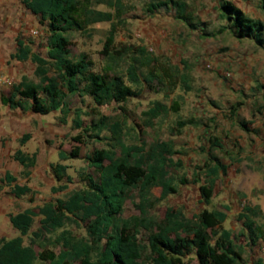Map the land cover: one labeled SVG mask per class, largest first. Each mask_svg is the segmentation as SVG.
<instances>
[{"label": "trees", "instance_id": "1", "mask_svg": "<svg viewBox=\"0 0 264 264\" xmlns=\"http://www.w3.org/2000/svg\"><path fill=\"white\" fill-rule=\"evenodd\" d=\"M259 1L264 4V0ZM22 2L48 34L46 54L35 53L28 42L16 39V50L10 59L30 61L38 82L22 76L6 93H0L2 105L11 109H28L41 116L59 111L64 123L71 96L88 97L100 107L112 103L123 105L131 99H138L146 87L155 93L172 92L176 87L183 92L191 91L185 62L180 67L167 58L153 55L143 45L115 41L118 25L125 22L122 0ZM99 5L110 11L96 9L95 6ZM161 8L173 10L175 19L192 28L183 0H153L146 4L145 12L154 15ZM219 14L226 24L218 29V33L227 31L238 39L251 38L259 45L264 44V26L259 22L244 16L228 2L221 4ZM98 23H108L109 29L100 51L105 63L100 71H94L93 62L85 54L72 57L68 47L72 33L85 32ZM178 111L176 101L170 106L154 101L143 115L147 125L151 126L153 121L166 117L169 112ZM75 115V128L83 131L80 110ZM239 124L246 129V123ZM189 125L196 126L197 123L192 119L176 122L178 131ZM88 130L98 138L101 132L107 131L113 142L109 149H96L86 157L88 165L98 175L97 180L88 177L87 186L72 191L65 199L9 214V223L18 236L0 238V264H185V259L190 256L197 264H243L245 248L264 243V212L258 206H243L236 215V220L242 223L239 236L244 237V244L236 242L232 231L223 227L230 212L227 205L220 209L206 208L216 181L227 172V165L218 157L210 153L199 172H193L192 182L198 184L203 177L199 194L205 207L190 217L181 209L167 207L158 218L149 215V210L156 202L177 194L179 186L188 182L185 177L177 179L172 174L174 168H182L180 160L172 159L179 154L173 142L157 140L147 147L126 145L122 141L123 124L110 122L105 116ZM81 135L74 140H80ZM29 139V134L23 135L19 146ZM207 142L211 150L223 149L216 137L209 136ZM78 155V147L70 153L58 152L60 162L49 166L57 184L51 188L53 192L67 189L72 177L67 174L68 166L62 162ZM13 159L22 167V178L28 179L36 165V153L29 155L17 149ZM16 181L9 173L5 174L4 182L11 187V195L21 198L32 193L27 185H19ZM155 189L160 190L158 198L153 196ZM133 193L138 199L134 206L139 215L117 218L123 212L124 202ZM36 217L40 218V226L34 233L31 230ZM73 224H81L86 236L74 234L69 229ZM140 231L146 233L144 245L138 239ZM45 233L55 234L47 240L51 248L44 247L37 252L34 245L41 237L45 238ZM30 234V241L25 244L24 237ZM57 247L59 251L56 253L54 249Z\"/></svg>", "mask_w": 264, "mask_h": 264}, {"label": "rangeland", "instance_id": "2", "mask_svg": "<svg viewBox=\"0 0 264 264\" xmlns=\"http://www.w3.org/2000/svg\"><path fill=\"white\" fill-rule=\"evenodd\" d=\"M151 1L153 0H122L125 6L122 18L125 22L118 25L115 41L143 45L153 55L162 59L167 58L172 64L180 67H183L181 63L185 62L186 72L191 79V91L183 92L180 87H176L172 92L155 93L146 87L138 99H131L123 105L112 103L100 107L95 106L88 97L71 96L68 98L69 110L64 123L60 120L59 111L45 116L35 114L29 119L34 129V139L24 145L26 150L35 151L37 154V162L32 169L31 177L25 181L14 168L11 160L3 158L0 162L1 225V221L7 220L9 214L36 208L57 199H65L72 191L87 186L88 177L97 180L98 175L88 165L86 157L96 149H109L113 145L110 133L107 131L101 132L98 138L93 131L88 130L98 123L102 116L108 117L110 122L119 121L123 124L122 141L126 145L147 147L157 140L172 141L175 150L179 153L172 159L180 160L182 168H174L172 174L177 179L185 177L188 182L179 186L177 194L156 202L149 210V215L160 218L167 207H173L181 209L187 217H190L205 207L201 203L199 194V185L204 184L203 177L198 184L192 181L193 172H199L210 153L221 159L228 169L226 174L221 175L216 181L212 199L206 208L220 209L223 205L230 208L223 227L232 231L234 240L243 243L239 236L242 226L236 220V215L243 206H258L264 212V49L255 47L253 41V43L246 40L240 42L228 32H217L225 25L219 14L222 3L229 2L246 15L256 19L260 16L264 17V5L261 6L257 0H183L186 3L185 13L192 25L191 28L175 19L174 11L171 9L161 8L154 15H148L145 7ZM10 3L20 6V23L17 25L20 30L13 42L17 38L22 39L30 44L33 52L45 56L48 35L46 30L38 24L37 17L24 7L22 0ZM95 8L110 11L101 5ZM108 29V23H98L85 32L72 33L68 47L70 55L77 57L85 54L93 62L94 71H100L105 63L100 51ZM32 32H36V35ZM248 53L252 55L254 63L251 71H247L244 60ZM9 63L12 65L7 68H12V73L7 74L2 71L0 76L10 79L12 83H3L1 93H6L11 85L19 81L21 76L18 73L38 82L33 74L34 65L30 61L10 60ZM228 63L230 64L228 67L221 68ZM227 72L229 75L225 74ZM154 101H160L167 106L176 101L179 111L169 112L166 117L153 121L149 126L143 112ZM2 109L6 111L4 106ZM78 110L81 112L79 121L83 131L76 129L74 124L75 113ZM231 111H237V116L244 120L249 118L251 112H258V126L255 124L253 127L248 124L247 132L239 129L230 114ZM29 113L30 110L21 109L22 117H29ZM188 119H192L197 125H189L178 131L176 122ZM224 130L226 131L224 149L211 150L207 138L216 135L221 140ZM254 131L257 133L254 134ZM79 134H82L81 139L74 140ZM75 147L79 148L78 157L62 162L68 166L67 174L72 177V181L65 191L53 192L51 188L56 187L57 184L49 166L60 162L58 152L70 153ZM3 149L5 150L4 143L1 145V150ZM115 150L118 151V148L116 147ZM4 171H10L17 176V183L27 184L32 193L21 198L11 195V187L3 182ZM159 195V189L153 190L155 198ZM137 202L138 199L133 193L132 197L124 202L123 212L117 218L138 216L139 212L134 206ZM39 220V217L35 218L31 230L34 233L39 229ZM69 229L79 237L86 236L81 224H73ZM54 235L45 233L43 235L45 238L41 237V240L34 245L35 250L39 252L44 247L49 248L47 240L52 239ZM31 236L30 234L24 237L25 244L29 243ZM138 239L144 245L146 233L140 231ZM262 248L264 243L254 248L258 256L264 255ZM58 251V247L54 249V252ZM252 251L251 248L248 253L245 251L242 254L243 264H248L250 257L255 255ZM252 262L256 263L255 260ZM185 264H197V262L190 256L185 259Z\"/></svg>", "mask_w": 264, "mask_h": 264}, {"label": "crops", "instance_id": "3", "mask_svg": "<svg viewBox=\"0 0 264 264\" xmlns=\"http://www.w3.org/2000/svg\"><path fill=\"white\" fill-rule=\"evenodd\" d=\"M11 1L15 2V0H0V73L2 71H4L7 74L12 73V68H7V66L12 65V63H9V61L11 60L10 55L13 54L16 50V41L13 42V40H14V37L17 36V34L19 33V30H20L19 26H17L20 23V17H19L20 6L18 4H11L10 3ZM257 1L259 2V4L261 6L264 5L259 0H257ZM235 8L238 9L237 7H235ZM238 10L240 12H242L240 9H238ZM242 14L244 16L254 20V21L259 22L262 26H264V17L260 16L258 19H256L255 17H250V16L246 15L244 12H242ZM225 24H226V22H225ZM231 36H233L235 39H237L240 42H243L244 40H246L247 42L253 41L254 43L253 42L252 43L256 45L255 47L260 48V49H264V44L259 45L251 38L238 39L237 37H235L232 34H231ZM229 56H231V54ZM244 60L246 61V64H247V68H248L247 71H249L251 69L252 65L254 64L252 61L253 60L252 55L250 53H248ZM229 65H230L229 63L225 64L224 66L222 65L221 68H223V67L225 68L226 66L228 67ZM260 67H261V65H260ZM18 74L21 77L25 76L24 74H21V73H18ZM225 74L229 75L228 72ZM21 77H20V79H21ZM20 79H19V81H20ZM5 80H7V78L4 79L0 76V89L3 87V83ZM2 91H3V89L0 90V93ZM2 106H4V105H2L0 102V162L3 160V158L11 160L14 168L18 170V174L20 175L22 172V167L13 159V154L17 149H20L29 155L35 153V151L30 152L29 150H26V147L24 148V145L27 142L32 141L34 139V132H33L34 129L31 126L29 119L34 117L35 114L33 112H31L28 114L29 117L25 118V117H22L20 108L11 109L9 106H4L6 109V111H4L2 109ZM12 110H14V111H12ZM17 110H19V111H17ZM236 113H237V111L236 112H232V111L230 112V114L234 118V122L237 124L239 129L247 132V131H249V129L247 127L248 124H251L253 127L255 124H257V126H258V124H259V120H258V114L259 113L258 112H256V111L251 112L249 118L248 119L245 118L246 120L238 117ZM39 116H41V115H39ZM226 117H228V115H226ZM229 118H231L230 115H229ZM253 118L255 119L254 121L251 120ZM241 122H244V123L247 122L246 123V129L241 128V126L239 124ZM223 132H224V135L222 138L223 140L222 139L220 140V138L216 135H211V137H216L217 139H219V141H220V143L224 149L223 142L226 141V138H225L226 137V131L224 130ZM253 133L256 134L257 131H254ZM25 134H29L30 139L22 147H20L19 146V139H21L23 137V135H25ZM218 135H219V133H218ZM250 135H252V134H250ZM3 143L5 145V150L3 149V151H2L1 145ZM57 156H58V154H57ZM219 160L222 162L221 159H219ZM36 162H37V154H36ZM223 164H225V163H223ZM227 169H228V167H227ZM6 173H9L10 175H12L13 177H15L17 179V176L13 175L10 171H4L3 180H4ZM31 174H32V171H31ZM30 177H31V175H30ZM24 180L26 181L27 179H24ZM15 183H17V181ZM25 185H27V184H25ZM227 219H228V217H227ZM1 223H2V225L0 224V238L5 237L4 239H10V238H14V237L18 236L17 231L15 229H13L11 227V225H9L10 223L8 220V216H7V220L5 219V221L3 220V221H1ZM239 223L242 226V223L241 222H239ZM241 239L244 240V237L241 236ZM260 243H262V242H258L255 246L251 247L253 250L252 253L255 255H252L250 257V261L248 262V264H254L252 262V260H255L256 263L259 262L260 264H264V255L258 256V253L256 254V251L254 250V248L256 249ZM241 244H244V241H243V243L241 242ZM251 248H245L243 253H245V251L248 253V251ZM262 251H264V248H262Z\"/></svg>", "mask_w": 264, "mask_h": 264}, {"label": "built area", "instance_id": "4", "mask_svg": "<svg viewBox=\"0 0 264 264\" xmlns=\"http://www.w3.org/2000/svg\"><path fill=\"white\" fill-rule=\"evenodd\" d=\"M32 34H35L36 35V32H32ZM11 83H12V81L9 80V79H7V80L4 81V84H11Z\"/></svg>", "mask_w": 264, "mask_h": 264}]
</instances>
